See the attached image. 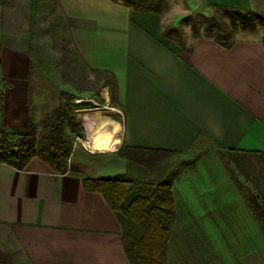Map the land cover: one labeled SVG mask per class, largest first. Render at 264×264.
I'll use <instances>...</instances> for the list:
<instances>
[{
	"label": "crops",
	"instance_id": "crops-1",
	"mask_svg": "<svg viewBox=\"0 0 264 264\" xmlns=\"http://www.w3.org/2000/svg\"><path fill=\"white\" fill-rule=\"evenodd\" d=\"M207 1L254 8L253 0ZM7 2L0 0V129L21 133L42 30L34 19L30 53L28 16L20 12L17 21ZM58 3L84 63L115 75L123 126L116 114L113 122L98 118L87 133L103 132L94 139L99 151L73 147L63 175L37 157L22 170L0 163V248L20 264H130L120 221L83 180L126 178L132 163L119 156L124 147L184 153L203 139L215 147L172 177L176 220L166 264H264V234L216 148L264 153L262 38L241 32L225 48L183 33L184 48L162 37L161 13L111 0Z\"/></svg>",
	"mask_w": 264,
	"mask_h": 264
},
{
	"label": "trees",
	"instance_id": "trees-1",
	"mask_svg": "<svg viewBox=\"0 0 264 264\" xmlns=\"http://www.w3.org/2000/svg\"><path fill=\"white\" fill-rule=\"evenodd\" d=\"M111 1L121 3L133 10H146L154 14H160L166 4V0ZM54 2L60 10V14H57L56 18L62 20L63 27L69 32L70 42L73 44L76 54L82 59L72 41L67 19L59 7L58 0H54ZM213 7L221 8L229 22L205 18L204 26L201 29L198 24L190 21L193 35L197 36L204 32L223 47L230 48L234 43L233 36L236 31L254 32L258 26L264 28V16L259 13L227 6L214 5ZM34 19L35 15L32 13L29 25L30 53L34 41L32 37ZM162 37L173 40L180 47L185 48L182 33L174 26L164 27ZM262 40L264 41V35ZM32 67L33 61L30 60V73ZM89 69L94 77L93 83L101 85L102 88H109L113 103H117L115 75L106 70ZM66 127L70 131L79 129L70 103H66L61 108L44 116L40 137L37 136L33 118L28 119L25 130L21 133L0 129V163L22 170L33 157H37L48 164L55 173L66 174L74 142L73 136L66 130ZM216 148L221 161L226 153H232L225 151L220 145H216ZM177 154H181V152L124 147L119 151L120 157L129 163L143 166L150 172L156 170L159 176L148 180L136 178L127 180L122 177L83 180V187L86 190L100 192L105 197L120 221L122 243L130 264H166L167 246L176 220V208L172 177L163 173L161 161ZM245 154L254 156L264 166V153L246 152ZM234 182L237 183L235 180ZM242 195L264 234V201L252 192Z\"/></svg>",
	"mask_w": 264,
	"mask_h": 264
},
{
	"label": "rangeland",
	"instance_id": "rangeland-1",
	"mask_svg": "<svg viewBox=\"0 0 264 264\" xmlns=\"http://www.w3.org/2000/svg\"><path fill=\"white\" fill-rule=\"evenodd\" d=\"M252 2L254 8L250 11L264 16V0ZM7 3L12 16L17 21L21 19L20 12L23 17L28 16V21L31 20L33 13L42 30L36 49L37 56L33 57V67L29 78L30 103L32 104L29 118L34 120L37 136L41 135L44 116L66 103L71 104L72 113L79 125L76 131H70L66 127L74 139L77 136L85 139L100 117L110 119L112 114H116L117 120L123 126L122 105L119 100L113 103L109 88H102L101 85L93 83V74L76 54L70 42L68 30L63 27L62 20L56 18L60 10L54 0H9ZM213 6L207 0H166L165 7L163 11L161 10L164 27L174 26L182 34H193L190 21L198 24L201 29L205 18L228 23L224 11ZM185 19L188 21H184ZM241 32L243 31L238 30L234 33L233 41L241 36ZM248 33L262 38L264 28L258 26L256 31ZM201 34L208 36L204 32ZM104 100H110L109 105L115 110L114 113L107 112ZM117 120L115 118V121ZM87 130L90 132L87 133ZM210 145L202 139L196 142L191 150L164 158L161 161L163 173L174 177L176 173L186 170ZM221 162L228 175L237 182L236 186L242 194L252 192L264 201V166L257 158L245 153L232 152L226 153ZM156 176H159L156 170L150 172L145 167L132 163L128 167V176L125 179L148 180ZM5 252L0 248V264H20L17 258H12Z\"/></svg>",
	"mask_w": 264,
	"mask_h": 264
},
{
	"label": "built area",
	"instance_id": "built-area-1",
	"mask_svg": "<svg viewBox=\"0 0 264 264\" xmlns=\"http://www.w3.org/2000/svg\"><path fill=\"white\" fill-rule=\"evenodd\" d=\"M91 138H92V134H88V136H87L85 139L82 138V137L77 136V137L74 139L73 147L81 146V147L84 148L86 151L92 153V152H94V151L91 150V148H90V141H91Z\"/></svg>",
	"mask_w": 264,
	"mask_h": 264
},
{
	"label": "bare ground",
	"instance_id": "bare-ground-1",
	"mask_svg": "<svg viewBox=\"0 0 264 264\" xmlns=\"http://www.w3.org/2000/svg\"><path fill=\"white\" fill-rule=\"evenodd\" d=\"M102 134H103V132H100V133H94V134H92V138H91V141H90V148H91V150H93V151H99V148L98 147H96V144H95V141H94V139H96V138H100L101 136H102Z\"/></svg>",
	"mask_w": 264,
	"mask_h": 264
}]
</instances>
